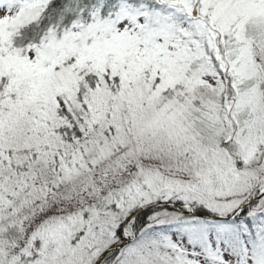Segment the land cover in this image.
Instances as JSON below:
<instances>
[{"label": "snow or ice", "instance_id": "1", "mask_svg": "<svg viewBox=\"0 0 264 264\" xmlns=\"http://www.w3.org/2000/svg\"><path fill=\"white\" fill-rule=\"evenodd\" d=\"M0 264H264V0H0Z\"/></svg>", "mask_w": 264, "mask_h": 264}]
</instances>
